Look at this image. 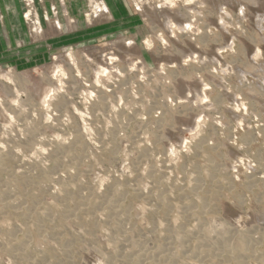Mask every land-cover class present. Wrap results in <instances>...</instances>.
Wrapping results in <instances>:
<instances>
[{
	"label": "rangeland",
	"instance_id": "obj_1",
	"mask_svg": "<svg viewBox=\"0 0 264 264\" xmlns=\"http://www.w3.org/2000/svg\"><path fill=\"white\" fill-rule=\"evenodd\" d=\"M0 155V264H264V0H0Z\"/></svg>",
	"mask_w": 264,
	"mask_h": 264
},
{
	"label": "bare ground",
	"instance_id": "obj_2",
	"mask_svg": "<svg viewBox=\"0 0 264 264\" xmlns=\"http://www.w3.org/2000/svg\"><path fill=\"white\" fill-rule=\"evenodd\" d=\"M106 10L104 9L103 11H102V13L103 12H105ZM56 27H59L58 25H56ZM201 38V37H200ZM202 39V38H201ZM200 39V40H201ZM205 39V38H204ZM101 67V66H100ZM99 66H98V69L100 68ZM58 68H59V66L56 64V65H54V67L52 68L53 69V71L52 72H56V71H58ZM101 69L102 68H100L99 70L101 71ZM103 69H105V68H103ZM61 71V70H60ZM100 71H98V72H100ZM103 72H105L104 70H103ZM62 73V72H61ZM102 73V72H101ZM98 74V73H97ZM52 75H53V73H52ZM53 77V76H52ZM52 77H47V78H45V79H43L42 81H44V83L43 82H33L32 83V89L34 90V91H40L41 90V88L43 89V86H45V85H47L49 82H50V80H52L51 78ZM95 77H96V75H95ZM55 79V78H54ZM59 80V79H58ZM96 81V80H95ZM47 83V84H46ZM41 84V87L39 86ZM53 84V83H52ZM49 85V84H48ZM49 86H47V88H48ZM40 88V89H39ZM46 87H45V91H44V93L42 94L43 95V99H45L49 94L47 93L48 92V89H47ZM40 94V93H39ZM18 96V95H17ZM215 101H216V99H215ZM216 104V103H215ZM107 105V104H106ZM109 108L111 107L112 108V106H108ZM114 108H115V106H114ZM31 126H33L32 124H31ZM30 127V126H29ZM203 140H201V142H202ZM203 144V143H202ZM62 151V150H61ZM60 150L58 151H56L57 153L58 152H61ZM11 152V151H10ZM10 152H9V154H6V156H5V158L6 159H11L12 158V153H13V151H12V153L10 154ZM51 152V151H50ZM53 153V152H52ZM65 153V152H64ZM58 155H60V153H58ZM1 156H4V155H0V157ZM56 156V155H55ZM57 157V156H56ZM2 158H4V157H1L0 159V161L2 162ZM4 158V159H5ZM17 158V157H16ZM58 158V157H57ZM57 160V159H56ZM51 161H52V158H51ZM59 161V160H58ZM54 162V161H53ZM3 164V163H2ZM60 164V163H59ZM1 165V164H0ZM55 165L56 166H58L59 167V165H57V163L55 162ZM27 166V165H26ZM30 166V165H29ZM54 166V165H53ZM213 167V166H212ZM1 168V167H0ZM56 167L54 166V169H55ZM27 169V168H26ZM210 169V168H209ZM57 170V169H56ZM55 170V171H56ZM16 171V170H15ZM20 171V170H19ZM33 171V170H32ZM35 171V170H34ZM43 171V170H42ZM50 172L49 173H53L54 172V170H53V168L51 169V170H49ZM53 171V172H52ZM213 171V170H212ZM216 171V170H215ZM219 171V170H218ZM57 172V171H56ZM56 172H54V173H56ZM210 172V171H209ZM217 172V171H216ZM215 172V173H216ZM20 173V172H19ZM212 173V172H211ZM211 173H209V174H211ZM214 173V172H213ZM214 173V174H215ZM40 174H42V173H40ZM57 174V173H56ZM208 174V175H209ZM33 175V174H32ZM49 175V174H48ZM47 175V176H48ZM217 175V174H216ZM50 176H51V174H50ZM13 177V176H12ZM26 177H28V176H26ZM56 177V176H55ZM211 177H212V175H211ZM39 178V177H38ZM41 178V177H40ZM49 178V177H48ZM47 178V179H48ZM51 178H53V177H51ZM10 179V178H9ZM33 179V178H32ZM46 179V180H47ZM25 180H26V178H25ZM39 180V179H38ZM61 180V179H60ZM28 181V180H27ZM45 181V180H44ZM13 182V181H12ZM35 182H36V180H35ZM35 182H33V184L35 183ZM160 182V181H159ZM197 182V181H196ZM43 184V183H42ZM70 184V183H69ZM197 184H198V182H197ZM252 185V184H251ZM42 186V185H41ZM66 186V185H65ZM195 186L197 187V185L195 184ZM4 187V186H3ZM33 187V186H32ZM35 187V186H34ZM45 187H47V186H45ZM60 187V186H59ZM68 187V189H69V186H67ZM114 187V186H113ZM120 187V186H119ZM118 187V188H119ZM195 187V188H196ZM5 188V187H4ZM62 188V187H61ZM65 188V187H64ZM8 189V188H7ZM24 189V188H23ZM35 189V188H34ZM33 189V190H34ZM63 189V188H62ZM66 189V188H65ZM115 189V188H114ZM11 190V189H10ZM26 190V189H25ZM61 190V189H60ZM45 191V190H44ZM114 191V190H113ZM29 192H30V190H29ZM69 191L67 190V193H68ZM86 192H88V191H86ZM108 192V191H107ZM110 192V191H109ZM115 192V191H114ZM119 192V191H118ZM10 193V192H9ZM12 193V192H11ZM14 193V192H13ZM33 193V192H32ZM62 193V192H61ZM66 193V192H65ZM91 193V192H90ZM112 193V192H111ZM117 193V192H116ZM7 194V191L6 190H1L0 191V198L2 197V196H4V195H6ZM70 194V193H69ZM162 194V193H161ZM56 195V194H55ZM54 195V196H55ZM60 195H62V194H60ZM59 195V196H60ZM64 195V194H63ZM92 195H93V193H92ZM99 195H101V194H99ZM23 196V195H22ZM67 196V195H66ZM78 196V195H77ZM94 196V195H93ZM110 196V195H109ZM162 196V195H161ZM5 197V196H4ZM57 197V196H56ZM63 198H64V196H62ZM79 197V196H78ZM77 197V198H78ZM82 197H83V195H82ZM87 197V196H86ZM95 197H96V194H95ZM98 197V196H97ZM96 197V198H97ZM118 197V196H117ZM166 197V196H165ZM12 198V197H11ZM63 198H61V199H63ZM74 198V197H73ZM84 198V197H83ZM87 198H90V197H87ZM96 198H94V199H96ZM108 198H110V197H108ZM159 198V197H158ZM167 198V197H166ZM14 199V198H13ZM70 199H72V198H70ZM69 199V200H70ZM82 199V198H81ZM157 199V198H156ZM1 200H2V198H1ZM3 200H4V198H3ZM8 200V199H7ZM58 200V199H57ZM66 200H67V198H66ZM91 200H93V199H91ZM105 200V199H104ZM106 200H108V199H106ZM113 200V199H112ZM82 201H84V200H82ZM86 201V200H85ZM93 201H95V200H93ZM117 201V200H116ZM3 201H1V203H2ZM59 202V201H58ZM88 202V201H87ZM89 202H90V200H89ZM98 202V201H97ZM106 202V201H105ZM112 202H114V201H112ZM160 202H161V200H160ZM191 202V201H190ZM193 202V201H192ZM4 203V202H3ZM15 203V202H14ZM60 203H62L61 201H60ZM91 204H93V202H90ZM94 203H96V202H94ZM115 203V202H114ZM162 203V202H161ZM6 204H7V202H6ZM59 204V203H58ZM64 204V203H63ZM104 204V203H103ZM187 204V203H186ZM185 203H184V206L186 205ZM65 205V204H64ZM81 205V204H80ZM88 205H89V203H88ZM96 205H97V203H96ZM105 205V204H104ZM25 206V205H24ZM63 206V205H62ZM67 206V205H66ZM66 206H64V207H66ZM87 206V205H86ZM94 206V205H93ZM192 206V205H191ZM195 206V205H194ZM79 207V206H78ZM82 207V206H81ZM108 207V206H107ZM110 207V206H109ZM108 207V208H109ZM98 207L96 206V209H97ZM107 208V209H108ZM112 208V207H111ZM110 208V209H111ZM194 208V207H193ZM16 210H17V208H15ZM19 209V208H18ZM66 209H68V208H66ZM77 209V208H76ZM79 209V208H78ZM81 209H83V208H81ZM86 209H87V207H86ZM99 209H100V207H99ZM102 209V208H101ZM105 209V208H104ZM109 209V210H110ZM113 209H116L115 207L113 208ZM13 210H14V208H13ZM73 210V209H72ZM89 210V209H88ZM112 210V209H111ZM61 211H63V210H61ZM68 211V210H67ZM69 211H70V209H69ZM68 211V212H69ZM76 211V210H75ZM75 211H73V213L75 212ZM113 211V210H112ZM64 212V211H63ZM62 212V214H66V216H65V218L67 217V216H69L70 215V213H68L69 215H67V213H63ZM66 212V211H65ZM70 212H72V211H70ZM82 212V211H81ZM110 212V211H109ZM115 212V211H114ZM120 212V211H119ZM197 212V211H196ZM76 213V212H75ZM191 213V212H190ZM16 214V213H15ZM85 214H86V212H85ZM195 214V213H194ZM45 215V214H44ZM94 215V214H93ZM97 215V214H96ZM121 215V214H120ZM63 216V215H62ZM63 216V217H64ZM73 216H74V214H73ZM112 215H110V217H111ZM114 216V215H113ZM123 216V215H122ZM41 217H42V215H41ZM97 217V216H96ZM128 217V216H127ZM43 218V217H42ZM41 218V219H42ZM71 218V217H70ZM123 218H124V216H123ZM44 219V218H43ZM45 219H47V218H45ZM60 219V218H59ZM111 219V218H110ZM114 219H115V217H114ZM124 219H126V218H124ZM127 220V219H126ZM40 221V220H39ZM50 221V220H49ZM116 222L118 221V220H115ZM42 221H40V223H41ZM38 223V222H37ZM43 223V222H42ZM41 223V224H42ZM106 223V222H105ZM118 223V222H117ZM40 224V225H41ZM39 225V224H38ZM41 227V226H40ZM124 227V226H123ZM199 227V226H198ZM126 228H127V226H126ZM113 229V228H112ZM117 229V228H116ZM123 229H125V228H123ZM182 229V227H168L167 228V231H168V233H169V235L171 236H173L174 238H173V240L175 239V240H178V241H180V242H182L183 243V241L181 240V239H183V236H184V238H185V236H187V233H186V231H184V230H181ZM198 229H200V228H198ZM37 230V229H36ZM120 230V229H119ZM193 231V230H192ZM191 231V232H192ZM212 231L214 232V230L212 229V227H210V226H208V227H202L200 230H199V234H200V237L202 238V241L203 242H205V241H207L209 238H210V236L212 235L211 233H212ZM47 233V232H46ZM167 233V234H168ZM185 233H186V235H185ZM195 233H197L196 231H195ZM243 232L241 231V233H240V231L238 232V233H236V234H238V235H236L237 236V238L235 239V240H230L228 237H227V235H223V234H218V233H215V235H213L214 236V238H213V240H214V243L215 244H218L217 245V247L218 248H220V249H222V252H223V250H225L226 252H229V254H230V256H231V253H232V257H238V255H236V253H238V252H235L236 250H238V249H249L247 246L250 244V247L252 248V246H251V242L250 243H247V242H249V241H252V236H250L249 234H245V233H243ZM52 234V233H51ZM214 234V233H213ZM116 235V234H115ZM27 236V235H26ZM48 236V235H47ZM51 236H53V235H51ZM118 236V235H117ZM212 236V237H213ZM25 237V236H24ZM169 237V236H168ZM231 237V236H230ZM115 238V237H114ZM126 238H128V237H126ZM165 238H166V236H165ZM146 239V238H145ZM162 239H164V238H162ZM169 239H171V238H169ZM188 239V238H187ZM194 239V238H193ZM118 240V239H117ZM131 240H133V238L131 239ZM138 240V239H137ZM147 240V239H146ZM165 240V239H164ZM172 240V241H173ZM185 240V239H184ZM112 241V240H111ZM150 241V240H149ZM171 241V240H170ZM177 241V242H178ZM202 241H201V243H202ZM232 241V242H231ZM185 242V241H184ZM197 242V241H196ZM208 243H209V241H207ZM253 242H255V241H253ZM149 243H151V242H149ZM167 243V242H166ZM175 243V242H174ZM200 243V247H201V245L203 246V244H201ZM206 243V242H205ZM213 243V244H214ZM21 244V243H20ZM56 244V243H55ZM59 244H60V246L62 247L61 249H63L64 251H66L67 250V244H63V243H61V242H59ZM127 244V243H126ZM171 244V243H170ZM173 244V243H172ZM248 244V245H247ZM58 245V244H57ZM131 246H137V245H139L140 247H141V252H140V249H138L139 251L136 253V252H134V253H130V255L132 256V257H128V258H126V259H121V261H114V259L115 258H113V254L111 255H105V256H103V260H104V262L106 263V264H141L142 262H143V260L144 259H146L147 257H148V255H150V251L148 252V249L149 248H151L152 249V245L150 246V245H148V243H147V241H145L144 242V240L143 241H138V242H132L131 244H130ZM157 245V244H156ZM184 245V244H183ZM208 245V244H207ZM247 245V246H246ZM253 245H254V243H253ZM23 245L21 244L20 245V247H21V249H22V251H21V255H22V257H26V250L22 247ZM27 246V245H26ZM56 246V245H55ZM160 246V245H159ZM171 246V245H170ZM180 246V245H179ZM198 246V245H197ZM210 246V245H209ZM213 246V245H212ZM24 247H25V245H24ZM57 247H59V246H57ZM67 247V248H66ZM200 247H196L195 246V248H196V250L194 251V249H192L194 252V257H198V260L200 261V256H202V255H207V256H209V255H213V252L214 251H211L210 249H204V246H203V249H200ZM247 247V248H246ZM7 248V247H6ZM137 248V247H136ZM157 248V247H156ZM168 248V247H167ZM173 248V247H172ZM181 248V247H180ZM205 248H207V247H205ZM212 248V247H211ZM119 249V248H118ZM150 249V250H151ZM155 249V248H154ZM182 249V248H181ZM191 249V248H190ZM220 249H217V250H220ZM55 250V249H54ZM116 250V249H115ZM153 250V249H152ZM156 250H161V249H156ZM155 250V251H156ZM164 250V249H163ZM163 250L162 251H160L161 253H157L158 254V257L160 256L159 254H162L163 253ZM167 250V249H166ZM253 250V249H252ZM29 251V250H28ZM27 251V252H28ZM63 251V252H64ZM154 251V252H155ZM185 251V250H184ZM190 251V250H189ZM216 251V250H215ZM68 252V251H67ZM116 252V251H115ZM140 252V253H139ZM153 252V251H152ZM153 252V253H154ZM218 252V251H217ZM216 252V253H217ZM231 252V253H230ZM29 253V252H28ZM65 253V252H64ZM119 253V252H118ZM152 253V255H155L156 253H154L153 254ZM168 253V252H167ZM170 253V252H169ZM168 253V254H169ZM188 253V252H187ZM240 253V252H239ZM127 254V253H126ZM165 254V253H164ZM189 254V253H188ZM28 255V254H27ZM118 255V254H117ZM152 255H150L151 257H152ZM218 255V254H217ZM156 256V255H155ZM155 256H153L154 258H155V260L158 258H156ZM164 257H165V255H163ZM170 257H171V255H169ZM174 256V255H173ZM192 256H193V254H192ZM214 256V255H213ZM212 256V257H213ZM245 256V255H244ZM248 256V255H247ZM46 257V256H45ZM124 257V256H123ZM161 257H162V255H161ZM161 257H159V259L161 258ZM163 257V258H164ZM216 257V256H215ZM231 257V258H232ZM236 257V258H237ZM246 257V256H245ZM26 258H28V257H26ZM30 258V257H29ZM28 258V259H29ZM44 258V257H43ZM48 258V257H47ZM46 258V259H47ZM153 258V259H154ZM205 258V257H204ZM235 258V259H236ZM239 258V257H238ZM27 259V260H28ZM38 259V258H37ZM152 259V260H153ZM158 259V260H159ZM165 259V258H164ZM221 259H223V258H221ZM230 259V258H229ZM240 259V258H239ZM244 259V258H243ZM242 259V260H243ZM30 260V259H29ZM28 260V261H29ZM39 260V259H38ZM43 260H45V259H43ZM116 260V259H115ZM158 260H156V261H158ZM161 260H162V258H161ZM160 260V261H161ZM174 260V259H173ZM197 260V259H196ZM202 260V259H201ZM237 260V259H236ZM245 260V259H244ZM37 261V260H36ZM40 261H41V259L38 261L39 263H40ZM50 261V260H49ZM149 261V260H148ZM155 261V262H156ZM167 261H169V260H167ZM175 261V260H174ZM218 261H219V259H218ZM238 261H240V260H238ZM237 261V262H238ZM35 262V261H34ZM37 262V264H39ZM43 262V261H42ZM117 262V263H116ZM119 262V263H118ZM149 262H151V261H149ZM29 263H30V261H29ZM44 263V262H43ZM46 263V262H45ZM58 263V262H57ZM143 263H145V262H143ZM152 263V262H151ZM171 263H172V261H171ZM33 264V263H32ZM150 264V263H149ZM153 264H154V262H153ZM158 264H159V262H158ZM184 264H185V262H184ZM191 264V263H190ZM193 264V263H192ZM210 264V263H209ZM220 264V263H219ZM224 264V263H223Z\"/></svg>",
	"mask_w": 264,
	"mask_h": 264
},
{
	"label": "crops",
	"instance_id": "obj_3",
	"mask_svg": "<svg viewBox=\"0 0 264 264\" xmlns=\"http://www.w3.org/2000/svg\"><path fill=\"white\" fill-rule=\"evenodd\" d=\"M57 25V24H56ZM54 29V28H53ZM3 38H2V40H3V42H6V43H10V37L8 36V34L4 31V33H3V36H2Z\"/></svg>",
	"mask_w": 264,
	"mask_h": 264
}]
</instances>
